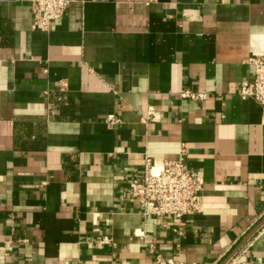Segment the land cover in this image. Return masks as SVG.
<instances>
[{
  "label": "crops",
  "instance_id": "0c3cea01",
  "mask_svg": "<svg viewBox=\"0 0 264 264\" xmlns=\"http://www.w3.org/2000/svg\"><path fill=\"white\" fill-rule=\"evenodd\" d=\"M31 23L0 0V264H264V107L237 95L264 0H69ZM145 157L201 177L198 212L141 214Z\"/></svg>",
  "mask_w": 264,
  "mask_h": 264
},
{
  "label": "built area",
  "instance_id": "2783aa9c",
  "mask_svg": "<svg viewBox=\"0 0 264 264\" xmlns=\"http://www.w3.org/2000/svg\"><path fill=\"white\" fill-rule=\"evenodd\" d=\"M29 6L32 18L31 28L46 32L50 24L63 18L69 0H24ZM245 63L252 68L250 80L240 83L238 97L240 100H252L264 107V55H254L246 58ZM62 85L60 88L62 89ZM202 92L182 90L181 99L202 101ZM157 113L148 110L145 120L156 121ZM114 115H108L106 122L113 126L118 123ZM181 150V154L184 152ZM203 182L199 175H193L182 158L164 160L153 164L150 158H144L142 172L133 174L128 182V197L137 203L143 216L172 218L178 223L199 211L200 195ZM98 244H109L111 238L99 236L95 238ZM150 247H152L150 245ZM233 258L224 264H232Z\"/></svg>",
  "mask_w": 264,
  "mask_h": 264
}]
</instances>
